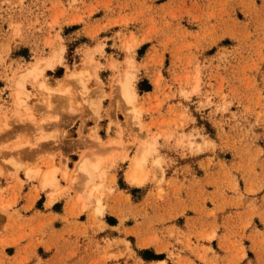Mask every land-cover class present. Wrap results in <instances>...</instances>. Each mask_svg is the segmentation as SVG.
Instances as JSON below:
<instances>
[{
	"label": "rangeland",
	"instance_id": "obj_1",
	"mask_svg": "<svg viewBox=\"0 0 264 264\" xmlns=\"http://www.w3.org/2000/svg\"><path fill=\"white\" fill-rule=\"evenodd\" d=\"M53 52L25 82L31 117L15 113L18 74ZM102 112L118 138L97 135ZM147 142L138 187L125 174ZM86 153H115L90 197L87 175L71 180ZM52 165L53 197L35 173ZM0 179V264H64L69 246L79 264H264V0H0Z\"/></svg>",
	"mask_w": 264,
	"mask_h": 264
},
{
	"label": "bare ground",
	"instance_id": "obj_2",
	"mask_svg": "<svg viewBox=\"0 0 264 264\" xmlns=\"http://www.w3.org/2000/svg\"><path fill=\"white\" fill-rule=\"evenodd\" d=\"M61 49H62V47H61ZM60 53L53 52L49 57H47L45 59L36 60L35 62L31 63V65H29L27 68H25L22 72H20L18 74L16 80L13 83V88H12V92H11L12 104H14L13 106H14L15 113L20 114V113H22L21 110H23L25 112L24 115H26L27 117H31L30 109L27 108L26 101H25V99L27 97V95H26L27 91L25 89V82L29 79L34 81V82H37L40 79V77H42L44 75L45 69L53 68L56 65L55 63H60L61 58H62ZM87 54H86V56H88L89 60L91 61L93 59L92 55H90V52ZM88 58H86V59L88 60ZM124 62L126 63L128 69L125 70V72H124L125 74L122 73V75H125V76L121 81L117 80V81H119V82H117V84L119 85L118 86L119 91L122 93V95L126 99L127 103L130 104V103H133V101L137 97V94H136L135 90L133 89V82H132L133 74H134L133 72H135V71H131L134 69V62L131 58H126ZM116 63L117 62L115 60H112V61H110V66L112 68H115ZM82 74H83V72H81V71H79V72L77 71V72L72 73V75H76V77L78 76L79 77L78 79H81ZM156 81H158V80L156 79L155 83H156ZM79 82H81V80ZM68 85H69V83H68ZM39 86L42 89L48 88V86H46L43 81H39ZM48 90H50V89H48ZM61 92H62L61 94H63L67 99L68 98L70 99V96H71L70 92L71 91H70L69 87L68 88L64 87V90H62ZM46 93H48V95H49L50 91L46 92ZM94 96H96V95H94ZM92 97H93V95H92ZM48 101L49 100H47V102ZM132 111L134 114V116H133L134 118L141 113L140 108H137V107H134V109H132ZM46 114H47V112H46ZM48 120H49V122H51V119H48ZM41 121H42L41 123H45L43 119ZM97 139L99 140V137ZM40 140H41V138H40ZM114 143L117 144V143H120V141L114 142ZM109 144H111V143H108V145ZM108 145H106V146H108ZM154 147H155L154 144L153 143L151 144L149 142L144 143L143 145H141L139 147V151H137L136 152L137 154H135L133 156L132 161H131V166L125 174L127 181H129L130 183L135 184V185H142L145 183V181L147 179L146 165L148 163L149 157L151 156V154L154 150ZM103 155H106V156H103ZM114 156H115V153H106V154H100V155H93V154L86 153V154L80 156V159L75 163L76 174L82 173L85 176L87 175L86 180H87V182L89 181L91 183V187H89V189L87 191V195L89 197L96 195L98 193L101 194L102 184L101 183L97 184L96 181L98 179L102 180L103 178H105V174H106V170H105L106 167L105 166H106L108 161H112V159H114ZM153 163H154V166L159 165V161L157 159L155 161H153ZM59 172H60L59 168L56 166H53V165L48 166L44 171H41L40 169L35 170V173L40 175L41 186L43 188L52 189V191L50 192V195L52 197L55 195L56 189L58 187L57 175ZM68 173H69L68 169L64 163V170H61V174H62V176H64L66 178L68 176ZM159 264H164V262H160Z\"/></svg>",
	"mask_w": 264,
	"mask_h": 264
},
{
	"label": "crops",
	"instance_id": "obj_3",
	"mask_svg": "<svg viewBox=\"0 0 264 264\" xmlns=\"http://www.w3.org/2000/svg\"><path fill=\"white\" fill-rule=\"evenodd\" d=\"M92 87V86H91ZM105 92H107V88H105ZM147 94H150L151 93V91L150 92H146ZM137 94V93H136ZM107 103H108V99L107 98H105L104 99V103H103V107L105 108L106 107V109H107ZM107 112H108V110H107ZM83 113H85V111H80L79 110V114L81 115V116H84L83 115ZM105 113L106 112H102V116H103V119L102 120H100V122H98V129H100L102 132H103V136L100 134V130L98 131V136L99 137H101V139L102 140H107L108 138H118L119 136H118V134L116 133L117 131H116V129H115V127L114 126H108V119H107V117L105 116ZM78 115H76V117H75V119L72 121V123L69 125V127H71V128H73V130H74V136L72 137V140H74V143H79L78 142V139H79V137H80V135H79V133H78V131H79V129L81 128V120L77 117ZM102 122H104L103 123V126H101V124H102ZM93 127V121H87L86 123H85V125H84V127H83V129H82V134L83 135H89V133H90V129ZM118 141H120V140H112V141H109V143H111V144H115L114 142H118ZM122 141H124V140H122ZM118 144V143H117ZM110 149L112 148V147H109ZM74 151H69L68 153L69 154H72ZM70 156V155H69ZM67 167L70 169V170H72V167H70V165L68 164L67 165ZM82 175H84V174H82V173H77V174H74L73 175V177L71 178V180H72V182H76L77 181V178L78 177H81ZM57 177H58V175H57ZM68 178H69V173H68V176L65 178V179H67V181L66 180H60L59 181V179H58V181L60 182V185L62 186V187H66L68 184H69V181H68ZM125 179H126V177H125ZM1 180V179H0ZM85 180V179H84ZM127 181V180H126ZM127 182H129V181H127ZM130 183V182H129ZM30 184V183H29ZM29 184H27V186H25V187H28L29 188ZM33 185H35L37 188H40L39 187V182L38 181H34L33 183H32ZM130 184H132V183H130ZM133 185H135V184H133ZM144 184H142V185H135V186H138V187H140V186H143ZM71 186L73 187V188H71V189H69V191H67V192H69V195L71 196V197H73L74 195V192L72 191L73 189L75 190V188L78 186V184H71ZM44 189H46V188H44ZM48 189H50V188H48ZM40 190V193H39V196H41L42 194H44V196H45V194H47V190H42V189H39ZM52 189H50V191H51ZM49 191V192H50ZM46 192V193H45ZM49 192H48V194H49ZM75 192H76V190H75ZM46 197V196H45ZM49 201V200H48ZM54 201V200H53ZM53 201H51L50 203H48L47 202V205H50ZM58 201H55V202H53V204L51 205V207L53 206V205H55L56 203H57ZM36 203V201L33 203V205ZM24 205V204H23ZM22 205V206H23ZM63 206H65V201H64V203H63ZM72 252H73V248L71 247V246H69V248H66V249H64L63 250V255H64V257H65V259H64V264H79L78 263V261H75L73 258H72Z\"/></svg>",
	"mask_w": 264,
	"mask_h": 264
}]
</instances>
